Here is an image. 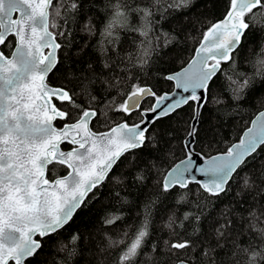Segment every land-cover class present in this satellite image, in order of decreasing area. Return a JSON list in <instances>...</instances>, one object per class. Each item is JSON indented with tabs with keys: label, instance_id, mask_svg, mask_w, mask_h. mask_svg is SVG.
<instances>
[{
	"label": "snow or ice",
	"instance_id": "obj_1",
	"mask_svg": "<svg viewBox=\"0 0 264 264\" xmlns=\"http://www.w3.org/2000/svg\"><path fill=\"white\" fill-rule=\"evenodd\" d=\"M196 2L141 0L143 6L134 7L129 0H108L111 12L100 33L101 57L86 61L87 74L73 75L75 86L68 87L48 83L61 64L65 44L60 38L69 35L56 19L67 26L69 14L84 15L82 31L86 37L95 34L97 22L83 12L86 0H0V49L15 41L10 54L0 50V264H39L45 243L62 241L76 215L102 200L105 188L111 193L112 186L147 187L153 174L155 196L145 202L143 219L126 225L121 239L108 237L109 247L119 249L114 264H139L141 257L163 254L156 242L149 253L144 249L152 209L163 206L169 195L176 205L194 211L184 212L180 222L184 238L173 232L174 238L163 242L168 250L164 264H199L191 259L193 252L204 264H216L213 253L229 242L245 253L247 264H264V163H258L264 153V111L247 121L237 141L223 151H211L209 135L219 132L203 127L211 105L232 108L229 118L234 119L248 96L257 87L264 89V59L256 61L259 86L255 77L235 72L236 53L247 43L248 33L264 32L257 19H264V0H211L210 6L222 9L220 18L207 23L198 40L192 38L197 46L178 70H160L158 79L169 82L172 90L162 91L136 76H127L130 85L122 84L116 74L118 69L127 74L136 63L143 71L153 53L169 47L176 49L172 63L179 60L185 29L160 31V21L175 19L178 11L190 12ZM132 13L141 17L139 26L129 23ZM120 30L132 34L133 43L139 41L135 63L114 51ZM89 46L85 41L77 55L83 57ZM224 63L232 65L237 78L225 74L221 83ZM165 124L168 128L162 131ZM178 129L184 132L180 158L164 151ZM62 144L69 149L61 150ZM54 163L67 174L49 180L46 169ZM113 199L127 203L119 192ZM222 200L228 203L217 211ZM102 219L115 225L123 216L113 212ZM175 223L172 215L166 226L171 229ZM82 240L76 230L68 244L61 243L69 259L79 248L80 264L88 250L80 247ZM244 243L247 247L238 248Z\"/></svg>",
	"mask_w": 264,
	"mask_h": 264
},
{
	"label": "trees",
	"instance_id": "obj_2",
	"mask_svg": "<svg viewBox=\"0 0 264 264\" xmlns=\"http://www.w3.org/2000/svg\"><path fill=\"white\" fill-rule=\"evenodd\" d=\"M113 3L117 0H112ZM129 2L135 7L136 5L143 6L141 0H129ZM211 0H198L195 3V7L191 11L183 10L182 12H176L175 19H169L168 22L160 21V31H171L183 27L185 29L184 36L186 39L182 40L179 50L181 52L180 59L174 64L172 63V57L176 55V49L169 47L162 49L159 55L152 54V60L148 65L141 67L136 63V67L132 68L127 74L120 72L117 73L120 77L122 84L130 85L132 81L127 79V76H136L139 79L145 80L147 83L155 84L162 91H169L172 86L169 82L159 80L158 76L161 69L178 70L180 61L190 58L192 49L197 45L193 37L199 39L200 33L204 30L205 25L209 22H214L220 18L222 9L219 6H210ZM83 12H86L88 16L92 17L97 22V30L95 34L86 37L82 31L84 23V15L69 14L68 25L65 26L63 21L59 18L56 19V23L61 25L60 30L68 31L67 37L60 38L64 42L65 47L60 55L61 64L55 70L54 73L48 78L50 85H67L68 87H74L75 81L70 79L73 75H85L86 61L96 62L101 57L99 51L100 42L103 40L101 32L103 25L107 23L111 9L108 7V0H86ZM261 27H264V19L260 18ZM157 20H159V14H157ZM190 21V22H189ZM129 23L135 26H139L141 23V17L139 14L132 13L129 16ZM120 37V43L116 46L114 51H118L122 57H131L135 63L139 59V41L136 40L133 43V35L124 30H120L118 33ZM87 41L90 45L86 50L83 57L77 55L80 47ZM14 46V40L8 49L5 50L6 55L10 54ZM107 47V45H104ZM186 49V50H185ZM264 32L257 30L250 31L248 33V39L245 46H243L237 53L235 59V72H244L250 77H255V83L259 86L260 78L256 76L259 66L256 64L258 59H264ZM109 55H112L110 52ZM114 58V57H113ZM127 65L125 61L124 67ZM223 72L220 74V82L225 83V74L233 75V78H237L233 74L232 65L229 63L222 64ZM66 77L68 79H66ZM79 91V88H77ZM115 95V92L113 93ZM119 100V97H117ZM262 108H264V89L257 87V91L248 96L244 105L240 108L238 114L234 119H230V115L233 112L232 108L226 105H211L205 110V123L204 128L215 127L219 135H209L208 139L212 140L211 151L215 153L217 150L223 151L229 143L235 142L240 133V129L246 126L247 121L253 118V116ZM219 109V111H217ZM185 111H188L187 109ZM111 115V113H110ZM56 125L60 126L59 121ZM97 127L102 128V125ZM173 128L176 126L173 125ZM168 126L165 124L162 131L167 130ZM176 139L171 140L170 143L165 145L164 151L169 149L173 151L177 158L181 155V138L184 136L182 129H178L172 133ZM208 139L204 140V146L207 148ZM223 141V142H220ZM200 149L197 148V151ZM258 163H264V153L260 154ZM163 167H167V162H163ZM65 167L58 163L50 164L46 169V176L55 177L64 172ZM119 171V169L117 170ZM156 176L153 174L151 179L147 183V187L133 186L130 188L121 189L116 186L113 187L111 193L105 188V195L102 200L93 201L88 208L80 211L74 221L63 232L62 241L53 243L49 240L45 243L44 251L39 257V264H80L79 261V248L77 249V255L71 259L68 257L67 249H61V243L68 244V237L79 230L82 234L83 240L80 247L88 246V250L83 252V264H114L115 256L118 254L119 249L109 247L108 237L113 240H119L122 238L123 229L128 224L139 223L143 219L144 204L146 201L151 200L155 196V190L153 185L155 184ZM119 192L120 197L127 200V203L123 202V199H113L116 193ZM228 203L227 200H222L216 205L217 211ZM102 205H108L107 208H103ZM186 211H194L190 206L176 205L174 201V195H169L164 200V204H157L153 209V215L151 217L150 232L151 235L148 238L147 245L144 249L146 253L150 252V247L153 242L159 245L160 253L162 255L151 254L149 257H141L139 264H164V261L168 260L167 247L164 245V241H171L174 237L173 232L179 233L180 238H184L185 229L181 228L180 222L183 220V214ZM116 213L123 216V220L118 221L115 225H106L103 223V216L106 213ZM174 215L176 223L171 229L166 225L168 223L169 216ZM187 232L191 233V228L188 227L187 221L184 222ZM248 240V237H237V241ZM223 243V242H222ZM70 247V245H69ZM247 247V243L238 244V248ZM216 264H247L246 255L242 251H238L237 248L231 246V242L224 245L221 249H218L213 253ZM191 259L194 262L199 261V264H204L203 258L198 253L193 252L190 254ZM32 264H38V261H32ZM171 264V262H170Z\"/></svg>",
	"mask_w": 264,
	"mask_h": 264
},
{
	"label": "flooded vegetation",
	"instance_id": "obj_3",
	"mask_svg": "<svg viewBox=\"0 0 264 264\" xmlns=\"http://www.w3.org/2000/svg\"><path fill=\"white\" fill-rule=\"evenodd\" d=\"M61 149H63V150H67V149H69V145L68 144H62L61 145ZM67 173V169L65 168V170H64V172L62 173V174H60V175H57V176H61V175H64V174H66ZM57 176H55V177H57ZM47 177V176H46ZM55 177H49L48 179L49 180H52V179H54Z\"/></svg>",
	"mask_w": 264,
	"mask_h": 264
},
{
	"label": "water",
	"instance_id": "obj_4",
	"mask_svg": "<svg viewBox=\"0 0 264 264\" xmlns=\"http://www.w3.org/2000/svg\"><path fill=\"white\" fill-rule=\"evenodd\" d=\"M14 43H15V41H14ZM171 90H172V89H171ZM169 91H170V90H169ZM259 111H264V108H262V109L259 110ZM259 111H258V112H259ZM258 112H257L256 114H258ZM253 118H254V116H253ZM253 118H252V119H253ZM55 126H56V127H60V126H58V125H56V124H55ZM236 141H237V140H236ZM236 141H235V142H236ZM233 143H234V142H233ZM61 150H63V149H61ZM67 150H68V149H67ZM67 150H64V151H67ZM66 174H67V173H66ZM66 174H64V175H66ZM64 175L57 176V177H55V178H59V177H62V176H64ZM55 178H54V179H55ZM52 180H53V179H52Z\"/></svg>",
	"mask_w": 264,
	"mask_h": 264
}]
</instances>
